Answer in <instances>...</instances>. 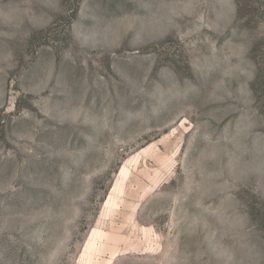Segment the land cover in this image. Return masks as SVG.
<instances>
[{"label":"rangeland","instance_id":"1","mask_svg":"<svg viewBox=\"0 0 264 264\" xmlns=\"http://www.w3.org/2000/svg\"><path fill=\"white\" fill-rule=\"evenodd\" d=\"M0 264H264V0H0Z\"/></svg>","mask_w":264,"mask_h":264},{"label":"trees","instance_id":"2","mask_svg":"<svg viewBox=\"0 0 264 264\" xmlns=\"http://www.w3.org/2000/svg\"><path fill=\"white\" fill-rule=\"evenodd\" d=\"M256 3L257 0H235L237 16H242V12L246 15L252 14Z\"/></svg>","mask_w":264,"mask_h":264}]
</instances>
